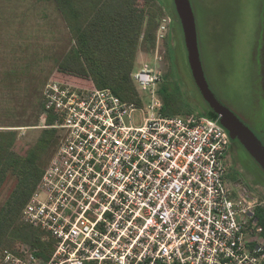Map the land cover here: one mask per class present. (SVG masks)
Listing matches in <instances>:
<instances>
[{"label": "built area", "instance_id": "obj_1", "mask_svg": "<svg viewBox=\"0 0 264 264\" xmlns=\"http://www.w3.org/2000/svg\"><path fill=\"white\" fill-rule=\"evenodd\" d=\"M131 79L140 106L47 82L37 128L57 129L60 140L21 220L54 249L43 261L21 245L0 264H264L260 204H246L225 178L226 130L206 116H163L160 73L146 63Z\"/></svg>", "mask_w": 264, "mask_h": 264}, {"label": "trees", "instance_id": "obj_2", "mask_svg": "<svg viewBox=\"0 0 264 264\" xmlns=\"http://www.w3.org/2000/svg\"><path fill=\"white\" fill-rule=\"evenodd\" d=\"M38 1L53 5L69 41L66 49L52 58L53 68L46 78L41 76L42 70L35 69L38 62L8 69L0 63V192L8 187L0 201V254L28 245L38 258L46 261L53 252L54 240L41 229L23 223L21 213L57 149L60 133L54 128L39 129L34 142L20 153L16 150L20 130L39 126L44 110L43 90L49 81L78 89L108 90L122 102L140 106L142 99L131 74L138 52L154 48L160 19L166 12L158 0ZM171 6L169 14L177 25L169 26L163 40L171 63L170 73L175 67L173 34H179L183 41L172 2ZM166 76L160 74L157 91L162 115L193 116L191 108L180 101L179 87L174 84L170 88ZM205 108L206 117L218 119L206 105ZM54 122V115L49 114L45 126L51 127ZM255 218L258 235L264 240L263 206L255 209Z\"/></svg>", "mask_w": 264, "mask_h": 264}, {"label": "rangeland", "instance_id": "obj_3", "mask_svg": "<svg viewBox=\"0 0 264 264\" xmlns=\"http://www.w3.org/2000/svg\"><path fill=\"white\" fill-rule=\"evenodd\" d=\"M158 1L166 12L160 20H166L168 28L176 24L169 14L172 13V0ZM190 2L197 27L200 60L210 90L244 124L258 131L262 121L256 104L260 94L258 81L264 80V0ZM176 31L180 33L178 27ZM163 40L156 38L154 48L148 52L140 50L135 68L146 63L160 74H167L170 88L174 84L179 87L180 101L191 108L193 116L205 117L206 104L193 83L183 41L179 34H173L171 48L175 67L170 73L171 63ZM68 41L63 22L51 3L0 0V63L3 68L23 67L34 61L38 62L35 69L42 70L41 76L46 78L53 68L52 58L66 49ZM41 125L40 120L38 127ZM39 131L38 128L20 130L16 150L25 151ZM261 132L264 143V130ZM245 161L258 192L250 191V194L242 195V199L249 206L257 203L264 207V172L247 156ZM7 189L4 187L0 192V201Z\"/></svg>", "mask_w": 264, "mask_h": 264}, {"label": "water", "instance_id": "obj_4", "mask_svg": "<svg viewBox=\"0 0 264 264\" xmlns=\"http://www.w3.org/2000/svg\"><path fill=\"white\" fill-rule=\"evenodd\" d=\"M172 3L181 27L187 64L196 89L204 103L218 117L220 126L226 130L230 140L238 142L264 172V146L254 133L216 98L205 79L190 0H172Z\"/></svg>", "mask_w": 264, "mask_h": 264}, {"label": "flooded vegetation", "instance_id": "obj_5", "mask_svg": "<svg viewBox=\"0 0 264 264\" xmlns=\"http://www.w3.org/2000/svg\"><path fill=\"white\" fill-rule=\"evenodd\" d=\"M260 80L258 81V91H260V94L256 103L258 104L259 115L262 119L259 130L257 129L259 132L254 131L250 126L245 125L254 133L264 146V143L260 138L261 131L264 130V80L263 78ZM246 156L251 159L238 142L230 140V144L224 155L225 178L231 186L242 195L250 194V191L255 193L258 192V190H256L257 185H254L256 182L252 179L253 175H251L250 170L246 165Z\"/></svg>", "mask_w": 264, "mask_h": 264}]
</instances>
